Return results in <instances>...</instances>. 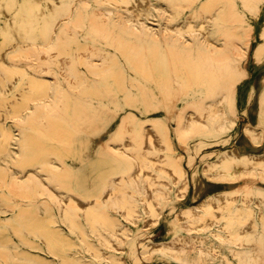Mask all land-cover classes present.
<instances>
[{"label": "bare ground", "instance_id": "bare-ground-1", "mask_svg": "<svg viewBox=\"0 0 264 264\" xmlns=\"http://www.w3.org/2000/svg\"><path fill=\"white\" fill-rule=\"evenodd\" d=\"M154 1L0 0V200H12L0 202V211L11 213L0 215V260L13 261L7 264H18L21 260L55 264L47 256L21 248L20 241L30 246L37 241L34 236H41L44 249L58 256L62 264H100L102 260L105 264H132L124 244L132 231L129 223L139 226L143 222V227L150 228L166 220L163 216L167 204L176 205V201L189 194L193 183L197 197L210 183H235L240 179L247 180L243 188L234 185L220 189L195 204L177 209L169 228L171 239L153 241L143 253L145 258L158 253L181 264H255L254 252L264 250V192L258 191L259 198H255L256 186L251 183L264 180V153L243 151L242 145L236 144L227 148L218 160L205 162L199 170L189 169L183 163L182 152H170L175 150L173 138L169 132L162 134L159 124L147 125L145 133L139 136L134 130H127L121 135L122 142L113 145L121 128L133 124L129 116L137 114L126 109L121 95L135 94L132 86L139 81L136 65L150 59L155 52L159 62L186 63L185 70H174L179 83L187 89L183 91L186 93L183 106H175L177 135L182 141L198 130L228 141L227 133L238 132L240 98H245L246 104L249 102L250 85L247 90L241 87L243 80L236 90H225L222 85L236 76L232 46L235 55L240 54L241 48L236 37L233 38L229 1L218 12L213 7L206 11L198 7L186 10L187 4L182 0ZM153 6L163 15L160 27L151 21ZM262 13L260 8L253 14H243L249 25L247 33L254 35L252 44L264 38ZM195 17L200 18L199 23L194 22ZM195 53L200 54L198 60ZM160 76L155 81L140 79V86L145 85L156 97L159 92L154 84L163 83ZM191 78L200 81L196 83ZM195 83L203 85L200 92L209 100L199 101L194 97L199 88L189 91ZM241 88L246 90L244 95ZM78 111L116 116L102 128V133L111 134L106 143L114 158L107 161V169L102 159L95 157L87 167L76 171L84 177L103 171L117 174L116 192L109 190L99 197L81 200L64 195L44 177L51 169L46 167V156L43 158L36 151L40 135L33 130L35 117L45 114L46 122L59 124L70 132L58 138L59 146L54 147L53 153L60 156V151L76 148L74 121L65 116ZM156 111L161 112L159 106ZM243 113L252 118L248 107ZM262 113L257 108L255 121H248L245 126L255 143L264 139V132H255L264 126ZM120 114L122 119L117 128L109 130L114 129L113 122ZM10 122L20 126L19 149ZM164 149L170 152L168 159L161 155ZM17 165H27L26 170L21 173ZM64 168V173L74 172L67 162ZM9 176H12L10 182ZM26 176L28 181L23 179ZM32 186L49 194L50 199L34 204L29 199L22 200L19 197L24 196L22 193H15ZM114 193L117 198H112ZM104 200L111 204L110 209H97L96 205ZM52 205L58 209L53 210ZM74 205L78 207L75 213L83 215L85 220L73 215ZM58 221L71 229L79 228L80 241H75ZM120 221L124 225L117 227ZM100 226L109 228L112 236L106 235ZM189 242L194 244L193 248L188 246ZM81 244L92 252L93 261L76 255L83 251Z\"/></svg>", "mask_w": 264, "mask_h": 264}, {"label": "rangeland", "instance_id": "rangeland-1", "mask_svg": "<svg viewBox=\"0 0 264 264\" xmlns=\"http://www.w3.org/2000/svg\"><path fill=\"white\" fill-rule=\"evenodd\" d=\"M186 2L187 7L186 10L191 7H198L199 10L206 11L208 9H213L215 11H219L226 6L227 0H213L208 2L209 0H182ZM230 7L232 10L229 11V16L232 15V22H234V37L238 40L239 44L241 45L240 54L235 55L236 50L235 47L233 48L234 58V69L236 71V76L232 79L225 80L222 82L224 85L225 90H236L238 84L240 83L241 87L247 88L249 87L250 83L252 82L255 86V98L254 101L247 105L245 98H240L239 100V108H240V115L238 119V132L236 130H232L227 133L228 141H224V137L214 136L210 134L209 131H196L192 134L188 140L184 139L183 141L179 139L177 135L178 129V120L175 114V106H183L182 104L185 103L186 96L183 94L185 90V86L180 84V78L177 77L174 70L179 69L180 71L185 70V62L179 61L178 63L175 62H159L155 58L157 57L158 52L152 54L150 59L147 58L146 61H139L138 66L136 65V70L139 74V81H136L134 84L133 90L135 91L134 95H121V102L125 105L127 110H133L137 114L133 115L132 117L129 116V121L131 120L133 124L128 123L125 128H121V132L118 135V139L113 142V145H119L122 140L121 135L124 134L127 130H134V132L139 136L140 134H144L147 125L155 127L156 124H159L160 127L163 128L162 134H166L169 132L170 136L173 138V143L175 150L170 151L172 154L177 153L178 151L184 154L183 162L186 164L185 166L191 169L192 167L194 170H199L202 164L205 162H209L212 160H218L222 153L227 150L228 147L233 145L239 144L243 145L245 141H249L248 146L243 148V151L247 152H256V153H264V139L262 142L255 143L253 139H245V135L243 133V129L248 121L254 122L256 116V110L258 103V97L261 92L262 88V79L264 76V58L261 62H258L255 57H252L249 62V67L251 70V75L247 76V61L249 52L252 48V40L254 39V35L248 34L246 29H248L249 25L248 22L245 20V14H253L255 11H258L260 8L263 10L262 15L260 16L261 24H264V0H228ZM227 1V2H228ZM154 2H158L155 0ZM208 2V3H207ZM206 3V4H205ZM153 14H151V21L152 23L161 26L164 21L163 15L158 13V9L156 6H153ZM212 9V10H213ZM190 10V9H189ZM244 14V15H243ZM115 16H119L114 12ZM199 17L194 18L195 23H199ZM174 22V21H173ZM219 33V32H218ZM220 42H223V36L219 34ZM262 49H264V43L262 44ZM112 49H114L112 47ZM162 55H167V53H163ZM200 55V54H199ZM197 53L194 54L196 60H198ZM83 69L86 68L85 65H81ZM182 69V70H181ZM177 70V71H179ZM198 71V70H197ZM151 77H148L150 74ZM157 73H161L162 76L158 75ZM160 76V80H163V83L158 86L154 84L155 91L159 92V94L155 97L151 94L150 91H147L145 88L146 86L142 84L140 86V79L144 82L147 81H155L158 76ZM246 77V78H245ZM192 79V78H191ZM194 82L199 83V78H193ZM198 81V82H197ZM154 83V82H153ZM191 84L189 91L194 92L196 88H199L197 97L199 101H207L209 98L204 94H201V90L203 89V85L199 84ZM139 86V87H138ZM135 87V88H134ZM142 87V89H141ZM247 87V88H246ZM139 88V89H138ZM242 89V88H241ZM243 90V94H245L246 90ZM146 94V95H145ZM140 98V99H139ZM182 100V101H181ZM184 101V102H183ZM264 103V99H263ZM160 107V111H156ZM248 106L249 111L251 113L252 118H249L247 115L243 114V110ZM116 116H112L111 114L106 113H94V112H87V111H78L76 113L72 112V115L67 114L65 118L71 119L74 121V132L73 137L77 140L76 148L72 147L69 150L60 151L62 154L59 156L56 153H53L54 147L59 146L58 138L70 135L69 131H64L62 127L58 124L52 125L49 122L47 116L45 114H41L35 117L36 126L33 130L35 133L39 134V142L36 145V151L38 155L46 156V167L51 169L49 175H45L48 182L52 183L59 191H61L64 195L74 196L81 200H86L89 197H99L100 194L106 191H113L116 192V186L118 181L117 174H113L112 172H101L95 176H87L84 177L82 174H76V171L79 172L82 168L87 167L90 160L95 157H100L102 159L103 166L107 169L108 162L113 158V154L107 148V140L110 138L111 134L109 131L102 133L103 126L113 119ZM119 118V119H118ZM122 116H118L116 120L113 122V128L110 127L109 130H115L118 126L119 121L121 122ZM118 120V122H117ZM13 125L16 139H15V146L17 149L20 148V138H21V130L20 126L16 123L10 122ZM26 128H30L26 125ZM264 129V126H260L258 133ZM102 133V134H101ZM251 134L250 132H247ZM255 133V132H254ZM110 135V136H109ZM54 137V139H49ZM226 138V137H225ZM103 139V140H102ZM105 140V141H104ZM190 145L188 148L186 145ZM233 143V144H232ZM232 144V145H231ZM173 146V145H172ZM162 154L170 155L168 149L161 150ZM193 154V155H192ZM165 157V156H164ZM52 161V162H51ZM108 161V162H107ZM19 162V161H18ZM64 162H67L74 172L72 173H64L63 171L66 170L64 168ZM192 163V164H191ZM27 165L21 166L17 165V168L21 170L23 173L26 170ZM56 168L57 170L53 169ZM11 171V170H9ZM11 177H8V181H11ZM25 181H28V176L23 178ZM126 181H129V178H125ZM121 181V180H120ZM251 181V180H249ZM248 181V182H249ZM247 182L246 179H240L235 183L224 182V183H210L202 194H199L195 197V186L192 185L189 191V194L185 195V197L181 200L176 201V205L167 204L164 211V218L166 220H161L157 225L151 226L150 228L143 227V222L137 226L136 224L129 223L132 227V231L130 232V236H127L126 241L124 242L126 246L125 253L127 255V259L132 264H181L177 260H170L167 258H163L158 253L151 254L150 258H145V253H143V249L148 246L149 243L158 240H167L171 239L172 234L170 232L171 221L174 220L176 217L177 211L174 210L175 208L180 209V207L189 206L192 204L197 203L200 201L204 196L208 193L220 190V189H229L232 186L236 185L237 187L243 188L244 183ZM255 187V194L254 197L257 199L259 198L258 191L264 192V180H256L251 182ZM255 183V184H254ZM90 186L87 188L84 185ZM222 184V185H221ZM194 188V189H193ZM100 191V192H99ZM111 191V192H112ZM18 192L22 193L24 196H19L22 200L27 201L28 199L32 201L34 204L37 202H42L44 198L50 199L49 194L42 193V190L36 186L32 187H24L21 190H15V193ZM115 194V193H114ZM29 196V197H27ZM117 198V194L113 195L112 198ZM188 199V200H187ZM11 199L2 198L0 200L1 203L11 202ZM40 209H44V205L39 204ZM111 204L108 200H104L101 204L96 205L97 209L107 210L110 209ZM51 208L55 210L57 207L52 205ZM58 209V208H57ZM71 209L73 210V215L81 217L85 220L83 215L79 213H75V210L78 209L77 206H72ZM174 210V211H173ZM112 213L115 215L120 214L116 211L112 210ZM11 214V213H2L0 211V215L3 217ZM124 222H127L124 220ZM57 224L61 226L67 233H69L75 241H80L78 237V230L79 228L71 229L69 226L62 221H58ZM85 228H88L87 224L84 222ZM124 224L123 222H117V227H122ZM102 231L109 236H112L111 230L105 226H100ZM67 228V229H66ZM84 228V229H85ZM180 231V230H178ZM15 241L19 242L17 236H14ZM37 240L30 246H27L20 241V245L22 249H29L34 254H42L44 256L49 257L50 259L55 261V264H62L60 258L50 252H48L45 248V244L41 236H34ZM98 243V242H97ZM84 244H81L83 251L78 252L76 255H83L84 260L93 261V254L90 250L85 249ZM190 248H193L194 244L192 242L188 243ZM253 248H259L258 245H252ZM260 255V256H259ZM254 256L256 258L255 264H264V250L262 252H254ZM8 262L13 263L12 260H5L1 259L0 264H7ZM106 261L102 260L100 264H105ZM18 264H32L27 263L25 260H21Z\"/></svg>", "mask_w": 264, "mask_h": 264}, {"label": "crops", "instance_id": "crops-1", "mask_svg": "<svg viewBox=\"0 0 264 264\" xmlns=\"http://www.w3.org/2000/svg\"><path fill=\"white\" fill-rule=\"evenodd\" d=\"M264 28V27H263ZM263 28H262V30H263ZM261 30V31H262ZM255 40H257V38L255 39ZM264 43V38H262V37H260V40L259 41H256V43L254 42L253 44H252V48H251V51L249 52L250 54H249V56H248V61H247V76L246 77H248V76H250L251 75V70H250V67H249V62H250V60H251V58L252 57H255L256 58V60L258 61V62H261L262 60H263V58H264V49H262V44ZM245 77V78H246ZM262 88H261V92H260V95H259V97H258V103H259V105L257 106V108H258V111L259 112H263L262 114H264V103H263V99H264V76H263V79H262ZM255 94H256V91H255V86H254V84L251 82L250 83V87H249V92H248V95H247V97H248V100H249V102L247 103V105H249V104H251L253 101H254V98H255ZM248 107V106H247ZM244 114V113H243ZM248 123V122H247ZM246 123V124H247ZM246 126V125H245ZM262 126V125H261ZM259 129H260V126L258 127ZM257 128V129H258ZM256 133H258L259 132V130H256L255 131ZM262 132H264V129L263 130H261V132L260 133H262ZM243 133H244V135H245V138H248V139H251L252 138V136H251V134H248L247 132H246V128L244 127V129H243ZM249 144V141H245V143H243V145L242 146H244V147H246V145H248ZM244 147H242V148H244ZM229 148V147H228ZM161 155L165 158V159H168V157H166V154H162V151H161ZM184 163V162H183ZM184 165H186L185 163H184ZM197 173V172H196ZM197 178V177H196ZM171 179V178H170ZM192 185H194L195 186V184L193 183ZM169 205V204H168ZM173 205V204H172ZM175 206V205H174ZM174 210H176L177 211V208H175ZM173 210V211H174ZM165 211V210H164Z\"/></svg>", "mask_w": 264, "mask_h": 264}]
</instances>
